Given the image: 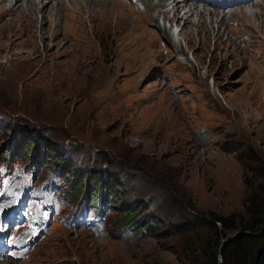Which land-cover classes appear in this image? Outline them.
Listing matches in <instances>:
<instances>
[{
  "label": "rangeland",
  "instance_id": "1",
  "mask_svg": "<svg viewBox=\"0 0 264 264\" xmlns=\"http://www.w3.org/2000/svg\"><path fill=\"white\" fill-rule=\"evenodd\" d=\"M158 1L0 6V264H222L242 233L215 247L210 221L246 220L264 163V0L194 4L186 26ZM90 198L106 216L76 212ZM130 208L149 234L118 222Z\"/></svg>",
  "mask_w": 264,
  "mask_h": 264
},
{
  "label": "trees",
  "instance_id": "2",
  "mask_svg": "<svg viewBox=\"0 0 264 264\" xmlns=\"http://www.w3.org/2000/svg\"><path fill=\"white\" fill-rule=\"evenodd\" d=\"M31 144V141L24 144L22 150L23 157H26ZM5 154L6 153L3 154L4 158L6 156ZM50 154L53 156V151L50 152ZM251 157H253V159L257 163V166L253 170L257 173L258 180L252 182L250 179H244L246 195L243 200V208L246 220H242L241 218L238 219L237 216L231 215L230 217L224 218L214 217L210 221V229L215 237V247L218 246L220 241L226 239L228 234L236 231H242L241 234L237 235L234 239L224 244L220 253L222 264H264V163L256 159L253 153ZM43 161H40V165H44V162H49V160H47L48 162ZM50 162L48 164L52 165L53 167V161ZM55 163L58 162L55 161ZM64 179L65 181L69 180L70 189L75 182L77 183L76 190H79V193L76 194V197H79L81 193H83L84 190H82V187L84 176L82 177L79 175L78 177H76V181H73L70 176H66ZM89 185L90 191L93 192L91 194L92 197L100 199V202H106L104 199L105 195L110 201L114 203V200L112 198L113 191L109 190L108 186L107 193H103L102 187L105 184L101 179L95 180L94 178H90ZM90 200H92V198H90L89 201ZM91 205V207L97 209L98 211L102 207L101 203H99L98 205H94V203H92ZM113 206V209L119 211V208H117L116 205ZM105 209L108 208L103 206V210ZM139 211L140 208H130L126 210V212L122 211L121 218H119L118 222L120 224H124L125 226L129 225L131 219L138 215ZM130 227L136 229L142 234H149L151 231V228L148 224L142 225L141 223H133L130 224ZM244 232H248L251 234H255L258 232L260 233L256 236H252L249 234H245ZM208 261L209 264H218L216 249L214 253L209 256Z\"/></svg>",
  "mask_w": 264,
  "mask_h": 264
},
{
  "label": "bare ground",
  "instance_id": "3",
  "mask_svg": "<svg viewBox=\"0 0 264 264\" xmlns=\"http://www.w3.org/2000/svg\"><path fill=\"white\" fill-rule=\"evenodd\" d=\"M7 1H10V6L8 8H5V9L9 10L8 13L9 14H13V16H15L16 13L20 14L21 11L25 8V6L23 5L24 2L29 4L28 5V10L31 11V12H35L36 11L35 9H37V7H38L37 5L38 4H43L44 2H46V4H44V7L42 9L44 11H46V13L48 15L51 14V10L52 9L55 10L56 7H57V10H58V8L60 10H61V8H63L61 0H56L57 4L55 6H53V1H55V0H42L38 4H36L35 0L34 1L33 0H0V6H2V8H4L3 7L4 6L3 2H7ZM113 1H118V0H113ZM131 1L132 0H128V2H131ZM145 1H147V0H145ZM158 2H159V5L161 7L162 6L166 7V3L171 2L172 3V8H171L172 17L171 18L173 20H176L177 22H178V20L182 21L184 23V25L186 26V23L187 24L190 23V22H188V19H189L188 13H191L194 10L198 11V9H196L194 4H203V8H205V6H207L209 10L211 9V11L212 10L214 11L213 8H217V10L215 12L219 13V12H226L227 10L230 11V9L235 8V5L239 6V5H242V4H249V3L252 4V2H255V0H215V5L212 6V8H209L207 0H182V1H180V0H159ZM138 4H140V3L138 2ZM254 4H256V5L258 4L259 5V3H257V2H255ZM135 5L137 6V4H135ZM239 8H241V7H239ZM219 9H221V11H219ZM204 10L205 9H203L201 12L203 13ZM180 11H183L182 17L185 18V16H187V18L181 20L182 17H180ZM234 11H235V9L232 12H234ZM163 13H164V15L166 13L169 14V12H167V10H165V9L163 10ZM40 14H43V13L40 11ZM168 14H167V16H165V17H167V19H168ZM228 14H229V12H228ZM43 16L46 17V15H43ZM224 16H226V14L222 15L221 18H224ZM14 18H16V17H14ZM57 18H59L58 15H57ZM163 18H164V16H163ZM23 255H26V254H23ZM0 257H1V255H0Z\"/></svg>",
  "mask_w": 264,
  "mask_h": 264
},
{
  "label": "water",
  "instance_id": "4",
  "mask_svg": "<svg viewBox=\"0 0 264 264\" xmlns=\"http://www.w3.org/2000/svg\"><path fill=\"white\" fill-rule=\"evenodd\" d=\"M264 230V229H263ZM260 232H258V233H255V234H251V233H246V234H249V235H252V236H256V235H258ZM239 234H241L240 232H236L231 238H227L226 240H223L222 242H221V245H220V247L219 248H221L222 246H223V244H225V243H227V242H229V241H231L232 239H234L237 235H239ZM220 262H221V259H220Z\"/></svg>",
  "mask_w": 264,
  "mask_h": 264
}]
</instances>
